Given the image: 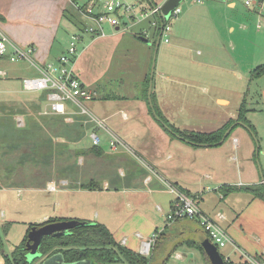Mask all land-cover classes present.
<instances>
[{
    "label": "rangeland",
    "instance_id": "rangeland-1",
    "mask_svg": "<svg viewBox=\"0 0 264 264\" xmlns=\"http://www.w3.org/2000/svg\"><path fill=\"white\" fill-rule=\"evenodd\" d=\"M154 1L160 4L164 0ZM229 1H234L235 6H229ZM4 5L9 12V18L5 23L0 20V28L18 45L24 47L33 45L38 52L41 50L40 53L50 49L53 54L47 61L56 60L60 51L67 48L71 35L76 32L68 15L76 18L78 13L70 0H6ZM178 5L181 8L180 15L167 18L171 26L169 42L160 41L155 58L157 35L146 20L119 32L112 31V28L106 26L105 36L96 39L83 37L77 43L79 57L75 73L87 87H96L98 94L102 91L99 86H103L109 95H131L136 89V79L143 70L151 71L152 63L154 64L152 86L158 85L159 79H163L164 74L159 75L160 69H170L176 72L175 76H183V80H162L166 86L163 101L169 107L168 117L171 121L176 120L177 123H184L189 128L199 130L216 127L227 113H230V116L237 115L243 102L248 110L246 118L253 125L255 136L240 125L234 128L235 131L233 129V134L241 143L240 134H244L243 136L253 146L252 157L256 166L263 168L264 70L260 69L264 65V29L256 27L258 15L245 7L240 0H202V3L195 0H180ZM142 27L143 30L147 29V34L140 33L141 36L138 37L136 31ZM142 37H146L150 44ZM172 51H178L177 57L170 54ZM164 53L170 56L168 60L171 59L167 63ZM199 60L204 64L194 62ZM199 64L203 65L205 74L197 71V68H202ZM3 71L6 72L4 77L1 75ZM39 76L40 73L26 61L11 62L0 57V128H2L0 130H3V136H9L8 144L0 143V165L5 156L13 159L3 169L9 174L11 189L0 193L1 260L3 254L10 256L14 247L23 241L26 232L31 229L30 223L37 221L35 219L39 213L44 210L50 211L49 206H52L54 198L61 200L60 207L64 209L63 213L69 208L68 198L65 199L64 194L51 192L52 189H49V186L47 188L45 182L57 168L58 163L51 162L53 152L45 153L47 168L43 175L39 172L43 170L40 161L33 158L42 150V146L50 148L51 139L46 137H52L62 123L38 113L50 109L42 91L28 92L22 89L24 78ZM180 90L182 96L179 94ZM217 97L227 99L228 103L224 104L222 100L221 104L218 103ZM88 108L93 111L91 107ZM103 115L106 116L107 111H103ZM71 117L74 118L76 115L72 114ZM97 117L103 119L102 115L97 114ZM19 118H23L25 126H22ZM113 118L109 121L103 119V126L110 127L109 122L117 124L124 122L120 110ZM63 123L67 130L71 129V122ZM83 128L86 133L84 137L86 145L91 141L92 131L101 136V143L108 137L105 127L93 122H85ZM2 134L0 133V140ZM82 147L84 145L80 146ZM3 150H9L10 153L4 156ZM196 150L191 149L185 156L186 163L196 168L191 173V180L195 182L200 180L212 188L213 181L206 178L203 169L207 167L205 159L209 156L203 150ZM78 153L79 150H76L75 154ZM26 155L30 156L27 158ZM236 157L237 162L225 161L229 176L230 178L234 176V179L237 178L236 163L243 167L239 160L240 152L236 153ZM78 160L79 156L77 163ZM61 162L63 164L67 161ZM31 187L37 190H27ZM45 200L50 204L41 203ZM32 204L38 206L32 207ZM39 204L45 205V209L42 210ZM158 212L153 209V214H157L161 219V221L158 219L161 226L156 230L163 231L167 221ZM196 238L199 240V237ZM179 240L177 236L170 238L167 235L160 236L156 241H152L148 257L153 256L156 264H206L195 244L178 243ZM227 248L219 247V252L225 257L226 264H233L226 258ZM176 253L182 257H176ZM36 264L78 263H64L58 255H53L50 258L43 257ZM118 264L139 263L124 260Z\"/></svg>",
    "mask_w": 264,
    "mask_h": 264
},
{
    "label": "crops",
    "instance_id": "crops-1",
    "mask_svg": "<svg viewBox=\"0 0 264 264\" xmlns=\"http://www.w3.org/2000/svg\"><path fill=\"white\" fill-rule=\"evenodd\" d=\"M5 2L6 0H0V20L3 23L9 18ZM228 5L235 6V2L229 1ZM71 24L75 28L72 22ZM142 30L143 27L136 31L138 37L141 36ZM35 51L33 57L39 62L47 61L53 54L50 49L44 53H40L41 50L38 52L37 49ZM177 52L172 51L170 54L177 57ZM164 56L166 63L171 60H168L170 56L166 53ZM194 62L204 64L200 60ZM200 66L202 68H197V71L204 73L203 65ZM160 70L159 75L164 74L162 78L167 81L183 80V76H175L176 72H172L170 69ZM149 73L150 70L148 72L143 70L140 73L135 82V92L131 95H109L103 86H99L102 91L98 94L96 87H87L80 80L86 88L96 92L93 100L85 102L87 107L93 109V111L89 109L92 113L94 112L96 116L97 114L102 115L103 119L109 121L114 119L117 111L122 112L124 122L122 124L109 122L110 127H107L120 137L122 143L112 148L109 145L110 136L105 132L108 135L105 142L102 141L103 143L97 145L96 150L92 151L89 149L93 146L92 141L87 145L84 142L86 133L83 126L82 135H78L79 133L74 127L68 130L60 127L59 130L56 129L52 137H46V139H51L50 148L42 146V150L33 158L40 161V167L43 170H39V172L43 175V171H46L47 168L45 153L53 152L51 162L58 163L57 168L53 169L54 172L45 179V182H47V188L50 184L53 186L51 192L64 194L65 199L68 198L69 208L66 213H63L64 209L60 207L62 206L61 200L57 197L52 200V206H49L50 211L44 210L45 205L39 204L44 211L39 213L35 219L37 221L33 223H40L49 218L99 222L110 230L117 242L138 253H141V242L147 241L153 234H157L154 241L160 236L167 235L168 238L176 236L180 238L178 243L196 242L201 245L207 235L194 220L177 219L171 222L166 220L165 229L163 231L156 230L161 226L159 222L161 219L157 214H153V209L159 211L162 218L166 219V214L170 211L174 200V195L166 189L165 183H170L194 197L198 207L226 230L232 240L226 245L228 247L226 256L231 263L261 264L256 261V258L264 260V199L254 197L246 187L252 184L264 185V167L256 166L252 157L251 142H248L247 138L243 136L244 134H240L241 143L240 139L233 134L235 129L223 143L216 146H194L178 137L170 136L169 129L149 112L148 90V100L144 98V84ZM163 79H159L158 85L152 86L150 95L151 93L154 95V101L172 126L180 130L208 132L218 129L229 119L236 118L237 115L230 116V113H227L219 125L206 130L189 128L187 124L177 123L176 120L171 121L167 113L168 104L163 101L166 94ZM179 94L182 96L181 90ZM216 100L218 103L220 100L224 101V104L228 103L225 98L217 97ZM103 111H107L106 116L103 115ZM38 113L53 118V121L63 117L54 113L43 114L41 111ZM74 115H76L73 118L74 125L76 121L80 125H85V118L82 115ZM21 119L22 126H25L23 118ZM62 119L65 122L64 118ZM0 133H3L0 143L8 144L9 136H3V130H0ZM82 145L84 147L80 148ZM191 149L203 150L209 156L205 159L207 167L203 169L206 178L213 181L212 188H209V185H204L200 180L196 182L191 180V173L196 168L188 165L185 160V156ZM76 150H79L78 154H75ZM237 152H240L239 160L243 167L236 163L237 178L234 179V176L230 178L225 161L234 160L237 162ZM9 153V150H3L4 156ZM26 156L28 158L30 155ZM78 156L79 163H77ZM10 160L13 161L5 156L0 165V193L11 189L9 188L11 187V180L8 179L9 174L3 170ZM61 161L67 162L62 164ZM27 169L29 170L30 167ZM221 186L224 188L219 189ZM227 186L231 188L229 189ZM27 190L37 189L31 187ZM200 202L202 206H200ZM41 203L50 204H47L46 200ZM37 206L38 204H32V207ZM217 213L223 214L224 218H218ZM196 237H199V240ZM201 253L207 264L208 259L203 252ZM176 257H182V255L176 253ZM149 258L148 264H156L153 261V256ZM0 261L3 264V260L0 259Z\"/></svg>",
    "mask_w": 264,
    "mask_h": 264
},
{
    "label": "built area",
    "instance_id": "built-area-1",
    "mask_svg": "<svg viewBox=\"0 0 264 264\" xmlns=\"http://www.w3.org/2000/svg\"><path fill=\"white\" fill-rule=\"evenodd\" d=\"M195 1L202 2V0ZM240 1L258 15L256 27L264 29V0ZM70 3L77 11L80 23L79 27H75L76 32L71 35L67 48L57 56L56 60L37 61L33 57L35 51L33 45L27 47L18 45L1 28L0 57L7 58L11 62L26 61L40 73L39 77L24 78L22 89L28 92L42 91L44 93L50 109H44L43 114H60L64 116L66 122H73L72 114L86 116L85 122H93L100 127H105V131L110 136L109 145L114 148L122 143L120 137L103 126V119L100 120L85 104L95 98L96 92L86 88L75 73V65L79 57L77 43L83 37L96 39L105 36L106 26L112 28V31L119 32L143 20H146L156 33L160 31L161 40L168 43L171 26L167 21L163 22L162 3L158 4L154 0H70ZM180 13L181 8L176 5L170 17H178ZM142 34L146 35L147 29L142 30ZM1 75L6 76L5 71L1 72ZM90 138L93 145L101 144L102 139L97 132L92 131ZM165 184L166 189L174 195L172 207L166 214L168 222L177 219L196 221L218 250L219 247H224L232 241L226 230L198 207L194 197L170 183ZM49 189L53 187L49 185ZM217 217L223 219L224 215L217 213ZM155 237L156 234H153L147 241L141 242L142 254H149ZM122 242L124 243L125 239ZM222 258L226 264L225 257L222 256ZM226 258L229 260L227 256Z\"/></svg>",
    "mask_w": 264,
    "mask_h": 264
},
{
    "label": "trees",
    "instance_id": "trees-1",
    "mask_svg": "<svg viewBox=\"0 0 264 264\" xmlns=\"http://www.w3.org/2000/svg\"><path fill=\"white\" fill-rule=\"evenodd\" d=\"M75 1V0H74ZM69 20L75 25V27H79V18H72L68 15ZM1 19V15H0ZM159 31H157L156 35H158ZM260 70H264V65ZM149 74L145 79L144 84V98L148 100L147 90L149 85ZM38 105H40V101L38 100ZM149 112L154 116V118L159 121L163 125H167L169 127V134L172 137H178L183 141L194 145V146H216L221 143L230 135L232 130L239 125L238 122H242L250 127L253 134L255 135L254 127L250 123V121L246 118V111L247 108L242 102L236 118L229 119L226 123H224L218 129L212 131H196V130H180L174 126H172L166 118L163 116L162 112L160 111L159 107L157 106L156 102L154 101V95L151 93L150 95V102H148ZM83 116V115H82ZM87 118L86 116H83ZM63 117L60 120L55 122H62L61 129H64V121ZM75 120H73L74 122ZM72 123V127L77 130L79 133L78 135L83 134L82 124L80 125L79 122ZM70 123V122H68ZM230 132L224 138L225 131L231 126ZM71 127V128H72ZM97 145H93L89 149L92 151L96 150ZM224 188L221 186L219 189ZM227 188H231L227 186ZM247 190L252 193L254 197H260L264 199V185L263 184H252L246 187ZM186 194H189L186 192ZM61 220L59 218H49L40 223H30V228L32 226H41L48 222H53ZM63 220V219H62ZM87 222V221H85ZM27 233L23 241L14 247L11 255L8 256L7 254H3V264H36L38 263L43 257H48L53 254L59 253L65 263L76 262L84 259H91L96 264H118L123 262L124 260L128 261L129 263L138 262L139 264H148L150 258L148 255H143L138 252H134L131 249L121 245L117 242L110 230L103 224L99 222H87L82 226H77L71 228L67 233L60 234V235H48L43 236L41 243L39 245L38 251L41 254L40 258H36L33 261L27 260V253L28 249L26 248L27 242ZM191 244H195L201 252L207 258L203 247L196 242H191ZM256 261L264 264V260L260 258H256ZM209 262V261H208Z\"/></svg>",
    "mask_w": 264,
    "mask_h": 264
},
{
    "label": "water",
    "instance_id": "water-1",
    "mask_svg": "<svg viewBox=\"0 0 264 264\" xmlns=\"http://www.w3.org/2000/svg\"><path fill=\"white\" fill-rule=\"evenodd\" d=\"M180 0H166L162 5V13L165 19H167L170 16L171 11L173 8L178 5ZM147 43H149L148 40L144 39ZM159 44V37L156 40V46L154 51V58L157 51V47ZM153 58V61H154ZM154 72V64L152 63L151 71H150V81L148 86V95L150 99V92L152 89V76ZM239 124H242L246 129L250 131V133L255 136L250 129V127L242 122H238ZM167 129L169 127L167 125H164ZM233 125H231L224 133V138L226 135L230 132ZM87 222L77 219H63V220H57L53 222L45 223L41 226H32L31 229L27 233V242H26V248L28 249V253L26 255L28 261H33L36 258H40L41 254L38 251L39 245L41 243V240L43 236L48 235H60L67 233L71 228L82 226L86 224ZM201 246L203 247V250L207 256V259L210 264H225L219 250L217 247L209 241L208 238L204 239L201 242ZM58 255L61 259V255L59 253L53 254ZM51 255V256H53ZM51 256H48L50 258ZM63 260V259H62ZM46 261V260H45ZM64 262V261H63ZM65 263V262H64ZM72 263V262H71ZM78 264H96L91 259H84L80 261H76Z\"/></svg>",
    "mask_w": 264,
    "mask_h": 264
},
{
    "label": "bare ground",
    "instance_id": "bare-ground-1",
    "mask_svg": "<svg viewBox=\"0 0 264 264\" xmlns=\"http://www.w3.org/2000/svg\"><path fill=\"white\" fill-rule=\"evenodd\" d=\"M166 0H164L163 2H162V5H163V3L165 2ZM161 8H162V6H161ZM161 13H162V10H161ZM170 15H171V13H170ZM162 18H163V22H165V21H167V19H165L164 18V16H163V13H162ZM169 18H172V17H170L169 16ZM168 22V21H167ZM131 27V26H130ZM141 34H142V32H141ZM159 37V43H160V41H161V34H160V31H159V33H158V35H157V37H156V40H157V38ZM142 38H146V37H142ZM146 40H148V39H146ZM149 41V40H148ZM149 44H150V41H149ZM150 78V77H149ZM50 186H52L51 184H50ZM53 187V186H52ZM206 214V213H205ZM142 254V253H141ZM143 255H145V254H143ZM148 255V254H147Z\"/></svg>",
    "mask_w": 264,
    "mask_h": 264
}]
</instances>
